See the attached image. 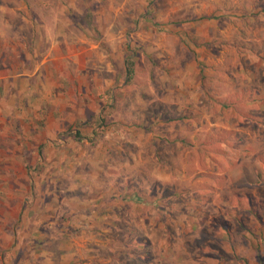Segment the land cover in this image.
Instances as JSON below:
<instances>
[{
  "label": "rangeland",
  "instance_id": "374dc122",
  "mask_svg": "<svg viewBox=\"0 0 264 264\" xmlns=\"http://www.w3.org/2000/svg\"><path fill=\"white\" fill-rule=\"evenodd\" d=\"M263 106L264 0H0V264H264Z\"/></svg>",
  "mask_w": 264,
  "mask_h": 264
},
{
  "label": "trees",
  "instance_id": "16d2710c",
  "mask_svg": "<svg viewBox=\"0 0 264 264\" xmlns=\"http://www.w3.org/2000/svg\"><path fill=\"white\" fill-rule=\"evenodd\" d=\"M127 60H128L127 61V65H126L127 68H125V70H124V78L125 79H127V77H126L127 74H128V78H130V75L133 73L134 56L127 58ZM200 64L202 65V63H200ZM262 111L264 112V106H263V110ZM88 119H92V118H87L86 121L83 122V125H81L82 129L85 128L88 123H90ZM101 122H102V120L99 119V120H97V124L95 126L91 125L90 134H94L95 133V131H92V130L95 127L97 128L98 126H100ZM80 132H81V130H77L75 132V136H77L79 139L83 138V136H82V134ZM133 199H134L135 202H139V203L141 202V198L137 197L136 195H133ZM158 217H159V215H158ZM139 241H140V239H139ZM139 243H141V242H139ZM141 247L142 246H140V251L135 252V253H130V255H131L130 256V260L134 261L135 264H142V260H145L146 259V255H149V257L152 260L151 264H156V262H157V264L160 263L159 260L156 261L155 254H153L152 251L147 250L146 249L147 247H145V246L142 249H141Z\"/></svg>",
  "mask_w": 264,
  "mask_h": 264
}]
</instances>
